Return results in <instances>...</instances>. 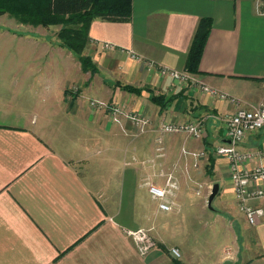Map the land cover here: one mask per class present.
I'll use <instances>...</instances> for the list:
<instances>
[{
	"label": "crops",
	"instance_id": "crops-1",
	"mask_svg": "<svg viewBox=\"0 0 264 264\" xmlns=\"http://www.w3.org/2000/svg\"><path fill=\"white\" fill-rule=\"evenodd\" d=\"M131 3L127 20L91 19L83 52L95 62L93 72L59 44L61 23L0 14V264H264V196L249 200L263 208L250 223L226 157L214 156L216 205L189 199L191 151L216 135L217 143L226 142L224 116L264 102V0ZM202 17L211 26L197 69L190 70L187 54ZM131 51L187 70L235 100L162 74ZM92 98L117 102L147 123L115 119L110 107L92 106ZM200 116L207 136L197 146L181 131L160 127ZM237 145L254 152L245 166L264 162V126ZM168 174L177 188L168 196L174 207L164 210L148 186L164 185ZM190 204L200 212L192 220L185 213ZM138 227L155 240L145 254L128 233Z\"/></svg>",
	"mask_w": 264,
	"mask_h": 264
},
{
	"label": "built area",
	"instance_id": "built-area-1",
	"mask_svg": "<svg viewBox=\"0 0 264 264\" xmlns=\"http://www.w3.org/2000/svg\"><path fill=\"white\" fill-rule=\"evenodd\" d=\"M105 46H111V43L105 42ZM130 55L138 60L145 61L148 65H158L159 71L162 74L167 73L173 78L187 83L190 82V84H197L202 90L212 95L235 100L234 97L226 92L201 82L187 70L174 69L157 64L154 60L146 59L133 51L130 52ZM90 104L95 107H110V112H112L115 119H118L121 115L127 117L137 125L141 124L144 126L147 123V119L141 114L134 111H125L117 102L108 103L102 99L92 98L90 99ZM223 125L224 136L227 140L226 142L217 143L214 146V153L227 158L228 170L235 197L240 202L247 220L250 223H255L258 216L263 214V208L250 204L249 200L264 196V186L255 183L257 181H264V162L255 163L251 167L245 166L244 162L252 158L254 152L241 150L237 144L247 132L264 126V102L252 108L238 106L234 111L224 116ZM160 127L162 130L168 132L187 131L196 137L202 136L206 131L202 116L184 122H162ZM251 183L253 186L250 185ZM175 188H177V183L170 174L166 176L164 185L150 183L148 186L149 192L159 200V207L164 210H171L174 207V203L168 200V196L172 194ZM128 233L132 237L137 251L140 254H145L155 243L154 238L146 228L138 227L136 229H129ZM170 251L174 255H179V248L176 246H171Z\"/></svg>",
	"mask_w": 264,
	"mask_h": 264
},
{
	"label": "trees",
	"instance_id": "trees-1",
	"mask_svg": "<svg viewBox=\"0 0 264 264\" xmlns=\"http://www.w3.org/2000/svg\"><path fill=\"white\" fill-rule=\"evenodd\" d=\"M5 12L21 21L34 24L61 23L57 32L59 44L79 58L84 70L93 72L96 64L90 55L83 52L89 40L91 19L99 16L109 20H127L132 13V3L131 0H0V14ZM210 26L211 20L208 17H202L198 22L187 54L186 67L190 70L197 69ZM122 87L136 93L139 91L137 86L131 84H124ZM214 159V155L210 154L207 164L209 173L212 172Z\"/></svg>",
	"mask_w": 264,
	"mask_h": 264
},
{
	"label": "rangeland",
	"instance_id": "rangeland-1",
	"mask_svg": "<svg viewBox=\"0 0 264 264\" xmlns=\"http://www.w3.org/2000/svg\"><path fill=\"white\" fill-rule=\"evenodd\" d=\"M2 65H3V63H2ZM2 80H3V78H2ZM9 84H6V85H9ZM181 132L184 133L186 136H189L187 143L190 146H197V144L199 142H201V140H203L207 136V135H205L203 137L202 136L196 137L195 135L189 134L187 131H181ZM180 136H182V135H180ZM220 137L221 136L216 135V140L212 139V141L207 142L208 147H204L203 144H201L200 147L193 149L190 153L194 158L193 166L195 169V171H194L195 183L191 184V188L189 190V199L193 203V200L196 199L197 197H199L202 201V204H203L202 207L203 206L206 207L207 197H208V194L211 190L212 183L214 181H217V176H215L213 171L210 173L207 172L206 164L208 162L209 154H213L214 156H217L214 153V146L216 145L214 143H215V141L217 143L219 141ZM180 141H181V139L179 140V143H180ZM212 204H213V206L216 205V196L213 198ZM186 208H187V210H185V213H186L187 218H189V220L193 219L192 216L194 214H196V213L200 214V212H198V209H197L195 204H190ZM208 210L209 209L206 208L205 211L207 212ZM192 223L195 225L196 221H192Z\"/></svg>",
	"mask_w": 264,
	"mask_h": 264
},
{
	"label": "water",
	"instance_id": "water-1",
	"mask_svg": "<svg viewBox=\"0 0 264 264\" xmlns=\"http://www.w3.org/2000/svg\"><path fill=\"white\" fill-rule=\"evenodd\" d=\"M218 190H219V182L214 181L212 183L211 190H210L208 197H207V206L209 208H213L212 200L215 197V195L217 194Z\"/></svg>",
	"mask_w": 264,
	"mask_h": 264
}]
</instances>
